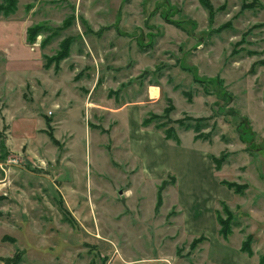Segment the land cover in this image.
<instances>
[{"label": "rangeland", "instance_id": "374dc122", "mask_svg": "<svg viewBox=\"0 0 264 264\" xmlns=\"http://www.w3.org/2000/svg\"><path fill=\"white\" fill-rule=\"evenodd\" d=\"M252 1L211 0V20L200 0H0L8 10L0 13L1 258L20 255L19 264H260L264 0L242 8ZM37 26L40 33L30 41L28 31ZM68 38L74 40L71 56L48 63ZM195 76L219 77L223 90L196 83ZM167 99L176 108L172 123L144 126L152 114L163 115ZM187 117L209 119L199 139L180 125ZM49 121L60 146L48 136ZM160 124L166 125L160 130ZM170 128L185 154L194 138L204 142L208 157L225 156L217 181L245 184L244 192L210 181L175 186L169 172L179 167V149L159 150L167 154L160 159L148 148L145 165L133 156L136 136L165 139ZM150 160L156 165L148 166ZM164 169L166 179L152 181ZM164 181L169 184L156 210ZM179 194L186 197L183 207ZM222 202L235 215L228 239L216 220ZM207 213L215 219L202 220ZM195 223L199 229L190 230ZM248 235L254 237L251 257L240 250ZM201 236L206 240L192 249Z\"/></svg>", "mask_w": 264, "mask_h": 264}, {"label": "trees", "instance_id": "16d2710c", "mask_svg": "<svg viewBox=\"0 0 264 264\" xmlns=\"http://www.w3.org/2000/svg\"><path fill=\"white\" fill-rule=\"evenodd\" d=\"M14 1V0H13ZM201 5L209 12V17L210 19H214V16L216 14V10L213 7L211 0H200ZM12 2V6L10 7L9 10H14L15 9V4ZM259 4L258 0H253L251 3H244L242 8L243 9H248L251 8L253 9L254 7H256ZM224 7L221 8V10ZM8 11V10H6ZM6 11L3 10V7H0V13H7ZM167 21H170L169 19H167ZM175 23V22H173ZM176 25H178L177 23H175ZM190 24L195 27L197 26L196 22L191 21ZM230 26L229 23L224 24V26H221L220 29H228ZM41 28L40 26L37 27H33L31 29H29L28 31V38L31 41V39L35 38V36H37L40 32ZM73 39L68 38L66 40L63 41V43L61 44V49L60 51L53 57H49L48 58V63L51 62H60L63 61L67 58H69L72 54V45H73ZM50 64H46V68L49 67ZM194 81L196 83L202 84L204 85V83H209V84H213V83H218L219 84V89L223 90V86H222V80L219 77H215V78H207V79H200L198 76L194 77ZM224 83V82H223ZM221 92V90H220ZM222 93V92H221ZM222 97V96H221ZM188 99L191 101L192 97H188ZM223 99V97H222ZM168 103H169V107H167L164 112L163 115H156V114H152L150 116L149 119H145L143 121V125L144 126H149L150 123L153 120H169V123H172L171 119H169V116L171 115V113H173L176 108L174 106V103L171 99H167ZM189 120V122H187L188 124L186 125V123H184V121L179 122L181 126H183L186 130H193L194 132L197 133V139H199L201 136H199L198 134L200 133V131L202 130V128H206L207 125L204 123L209 119H192L190 117H187ZM194 120V121H193ZM193 122V123H192ZM50 121L48 122L49 125V130H48V136L50 137L51 141L56 144V145H62L60 143V141L55 137L54 135V131L50 126ZM164 125L166 124H160L158 126V128L161 130L163 129ZM167 127V126H166ZM166 135L165 138L168 140H174L175 142H177L178 144L180 143V139L178 136H175V132L172 128L170 129H166L165 130ZM225 156H222L220 159H218L217 157H212V160L215 164V167L217 170H219L223 163L225 162ZM221 183L226 186L228 189L233 190L236 194H242L245 190V184L241 185L235 182H228V181H221ZM167 184L166 181H164L162 183V185L159 187L158 190V195H157V203H156V210H159V208L161 207L162 203H163V197H162V191L165 188V185ZM169 184V183H168ZM167 184V185H168ZM68 212L67 210L65 211V213ZM216 217H217V222L218 225L220 227L219 229V234L220 236H222L224 239H228V237L232 234V229L233 226L235 225V215L233 213V211L230 209L229 205L225 202L221 203V210H218L216 212ZM204 240H206V238L204 236H201L197 239L193 240V243L191 245V248H196L201 242H203ZM254 243V237L252 235H248L246 237V239L244 240V242L242 243L241 246V252L243 253H247L250 257L253 255V250H252V246ZM0 261H5L7 263H12V264H19L21 262V256L20 255H16L14 258L12 259H3L0 257ZM260 264H264V257L260 258Z\"/></svg>", "mask_w": 264, "mask_h": 264}, {"label": "crops", "instance_id": "0c3cea01", "mask_svg": "<svg viewBox=\"0 0 264 264\" xmlns=\"http://www.w3.org/2000/svg\"><path fill=\"white\" fill-rule=\"evenodd\" d=\"M148 92L150 93V91H148ZM124 107H126V106H124ZM121 110L122 109H120V111ZM142 139L146 140V142L148 140H150L149 144L146 146L144 145L145 147L144 146L142 147L140 144ZM136 140H137V145H136L135 149L133 148V151H132L133 156L135 158H137L139 161L144 162L143 163L144 165L146 163L145 157L147 156L146 150L148 148L150 151L153 152L152 155L154 158L159 157L160 159L163 157L164 158L167 157L166 153H164V154L158 153L159 150H162L165 147L171 148L173 150L179 149V152L183 153V155H181L179 157L178 169L173 168V169H170L171 171L169 172V174L176 176V183L174 184L175 186L177 184L180 185V183L182 182L183 187L196 188V187H200V186L204 185V181H210L214 184H220V185L222 184L221 180L217 181L218 175H217V170H216L215 164L212 160L213 156H211V158L208 157L210 155V153L207 149H204L205 148L204 142L201 143L200 141H196L193 138V141H192V143L194 144V146L192 147L193 149H188L191 152H188L185 154L182 150L183 149L182 148L183 147V140L181 138H180V141H181L180 144H182V145L174 144V143H176L175 141L168 140L166 138L163 139L162 136H159V134H155V133L143 135V137L136 136ZM174 153L176 154L175 151H174ZM187 155H188V157H187ZM155 165H156V161H154V160H150L148 163V166H155ZM164 170L166 173V169H164ZM165 173L163 176H161V174L156 173L154 180H152V181H163V180H165L167 177V173L166 174ZM147 177H148V175H147ZM189 192L190 191L188 190L187 194ZM206 201L207 202H214V200H212V199H207ZM186 202H187L186 197L183 199L181 197V194H179L177 204L182 206V204L184 205ZM182 209H185V208H182ZM208 210L215 213L214 207H212V209L208 208ZM182 211L179 212V217L182 216V219L184 220V216H185L184 212L185 211L184 210H182ZM202 213H204V212H202ZM195 217H197V219H198L197 214L195 215ZM204 218L206 220H214L215 219L214 215H212L210 213H207L206 216H202V220ZM216 220H217V217H216ZM199 226H200V224L195 223V225H193L190 228V230L197 231L199 229ZM134 262H136V261H133V263Z\"/></svg>", "mask_w": 264, "mask_h": 264}, {"label": "water", "instance_id": "95a60500", "mask_svg": "<svg viewBox=\"0 0 264 264\" xmlns=\"http://www.w3.org/2000/svg\"><path fill=\"white\" fill-rule=\"evenodd\" d=\"M120 194H122V192Z\"/></svg>", "mask_w": 264, "mask_h": 264}]
</instances>
